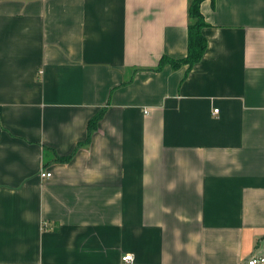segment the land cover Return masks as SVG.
Returning <instances> with one entry per match:
<instances>
[{
    "label": "crops",
    "instance_id": "obj_1",
    "mask_svg": "<svg viewBox=\"0 0 264 264\" xmlns=\"http://www.w3.org/2000/svg\"><path fill=\"white\" fill-rule=\"evenodd\" d=\"M192 1L0 0V264L264 258V0L160 69Z\"/></svg>",
    "mask_w": 264,
    "mask_h": 264
},
{
    "label": "trees",
    "instance_id": "obj_2",
    "mask_svg": "<svg viewBox=\"0 0 264 264\" xmlns=\"http://www.w3.org/2000/svg\"><path fill=\"white\" fill-rule=\"evenodd\" d=\"M204 0H193L189 6L188 14L192 22L188 25L187 28V51L184 58L173 59L167 56H162L158 68H162L167 65L172 70H176L182 66H187L191 68L193 65L198 63L206 50V39L202 34L203 28L206 27V24L203 20V17L200 12V4ZM102 112L96 114L88 122V136L86 142L89 140L90 134L95 130L97 122L100 120ZM70 157L63 158L61 161H67Z\"/></svg>",
    "mask_w": 264,
    "mask_h": 264
},
{
    "label": "built area",
    "instance_id": "obj_3",
    "mask_svg": "<svg viewBox=\"0 0 264 264\" xmlns=\"http://www.w3.org/2000/svg\"><path fill=\"white\" fill-rule=\"evenodd\" d=\"M213 112L217 113V109H215ZM40 177L50 178L51 174L47 172H41ZM132 261L133 259L131 255H125L124 257H122V262H124L125 264H131ZM247 264H264V258L253 257L247 261Z\"/></svg>",
    "mask_w": 264,
    "mask_h": 264
}]
</instances>
